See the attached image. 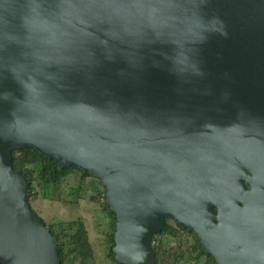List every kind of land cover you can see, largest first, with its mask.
Listing matches in <instances>:
<instances>
[{"label":"water","instance_id":"1","mask_svg":"<svg viewBox=\"0 0 264 264\" xmlns=\"http://www.w3.org/2000/svg\"><path fill=\"white\" fill-rule=\"evenodd\" d=\"M28 147L102 180L124 264L170 216L264 264V0H0V264H62Z\"/></svg>","mask_w":264,"mask_h":264},{"label":"trees","instance_id":"2","mask_svg":"<svg viewBox=\"0 0 264 264\" xmlns=\"http://www.w3.org/2000/svg\"><path fill=\"white\" fill-rule=\"evenodd\" d=\"M13 168L30 183L28 199L31 207L32 197L38 192L46 199H58L71 205L79 204L87 196L100 211L98 226L102 228L101 244L105 261L124 264L113 250L117 215L107 201L108 189L99 177L78 167L60 168L57 159L46 157L34 147L14 150ZM84 220V217H80L77 220L45 222L56 238L62 264H96L97 249ZM164 236L174 239V243L165 241ZM155 251V264H218L215 257L204 249L196 232L173 216L167 218L162 232L155 237Z\"/></svg>","mask_w":264,"mask_h":264},{"label":"rangeland","instance_id":"3","mask_svg":"<svg viewBox=\"0 0 264 264\" xmlns=\"http://www.w3.org/2000/svg\"><path fill=\"white\" fill-rule=\"evenodd\" d=\"M88 199L89 198L85 196V199H81L79 204L71 205L70 203L65 204L60 202L58 199H46L41 195V192H38V195L32 197L31 203L34 211L43 218L47 224L57 220L69 221L84 217V223L89 229L91 240L97 249L98 257H96L94 263L109 264V262L105 261L102 251V237L100 232L102 228H99L98 226L100 211L99 208L95 207ZM169 222L173 223V220L169 219ZM163 238L165 241L174 243V239L169 236H164ZM89 263H91V261ZM178 264H184V262H179Z\"/></svg>","mask_w":264,"mask_h":264}]
</instances>
